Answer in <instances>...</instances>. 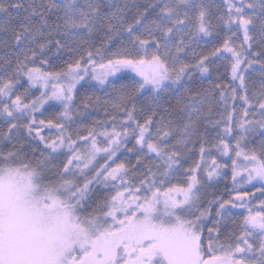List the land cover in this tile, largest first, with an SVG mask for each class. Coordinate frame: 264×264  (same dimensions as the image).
I'll list each match as a JSON object with an SVG mask.
<instances>
[{"label":"snow or ice","instance_id":"1","mask_svg":"<svg viewBox=\"0 0 264 264\" xmlns=\"http://www.w3.org/2000/svg\"><path fill=\"white\" fill-rule=\"evenodd\" d=\"M0 14V264H264V199L254 211L235 191L264 195V0H0ZM89 66L115 98L88 93ZM101 105L110 130L73 134ZM122 148L134 164L115 162ZM216 154L235 195L205 204L228 167Z\"/></svg>","mask_w":264,"mask_h":264},{"label":"trees","instance_id":"2","mask_svg":"<svg viewBox=\"0 0 264 264\" xmlns=\"http://www.w3.org/2000/svg\"><path fill=\"white\" fill-rule=\"evenodd\" d=\"M113 49L114 48L112 47L111 50H113ZM45 70H50V69L45 68ZM196 75H199V74L197 73ZM211 79H215V76L213 75V77H211ZM201 80H202V86L203 87L209 86V79L208 78H201ZM25 81H26V78H25ZM124 82H129V81L126 80ZM120 83H121V81H119V83L116 84L117 87H119ZM22 90L23 89H20V91H22ZM33 92L36 95H39V93L36 92L35 89H33ZM104 92H105V90H99V89H94V88L88 89V93L90 95L92 93H95V95L100 96L102 99L112 98V97H108ZM82 93H83V89H81V94ZM145 94H146V92L143 94V96L140 97V102L142 101ZM77 103L79 104V101H77ZM138 107H139V103H138ZM58 111H59V108H58ZM85 111H86V115L77 118L79 121L82 122V126L77 125V124H73V127H72L73 134H75L77 127L80 128V131L83 134H87V128L96 127L95 122H100V121H105V120L109 121V130H110L111 117L106 116L105 112L107 111L109 113H113L114 110L111 108V105H108V106L101 105L97 109L89 108ZM116 114L119 115V113H116ZM37 116H39V115H37ZM141 122H143V117H141ZM96 131L97 132L104 131V127H102V126L96 127ZM97 139L103 145L104 138L98 136ZM126 143H127L128 147H131L132 144L134 143V139L132 137H128ZM0 149L7 150L5 148V145H3V144H0ZM36 155L38 156L39 153H37ZM197 158H198V153H196V155H195V159H197ZM216 158H217L218 163H220V164H227V165L229 164L228 160H225L224 157H221L218 154H216ZM114 160H115V162L117 161L118 163L121 161H125V160H130L133 164L135 163V159L132 156V154L126 153L123 148L121 149V151L119 153H117V157H115ZM223 170H222V174L220 177L216 178L215 180L211 181L210 183L206 182V185L204 187V195H203V201L205 204L207 203L208 200L213 199L217 196H222L223 198L228 199V198H230V196L235 195V192L232 189L234 187L233 181H232V169H229V171L228 170L223 171ZM97 187H99V186H97ZM254 187H256V186H254ZM259 187H261V186H259ZM251 188H253V187H251ZM246 190H249V188H247L245 190L239 189V191H246ZM255 191L257 192L256 197H258V194L260 192L258 190H255ZM104 194H105L104 190L101 189L99 195H104ZM214 207L215 206H213V208ZM213 211H214V209H213ZM245 211L246 210L241 211V213H243ZM233 213L237 214L238 212H233ZM209 225H210V223H209Z\"/></svg>","mask_w":264,"mask_h":264},{"label":"rangeland","instance_id":"3","mask_svg":"<svg viewBox=\"0 0 264 264\" xmlns=\"http://www.w3.org/2000/svg\"><path fill=\"white\" fill-rule=\"evenodd\" d=\"M135 2H137V3H143L144 0H135ZM205 2H211V1L205 0ZM112 3L113 4H120V5H124L125 3H127V4L131 5L133 3V0H112ZM213 3L220 4L218 2H213ZM12 14L15 15V10H12ZM7 19H8V17L4 16L3 14H0V27L5 26ZM13 24H15V21H13ZM10 38H11V33L10 32H8V33L0 32V41H4V40H9L10 41ZM203 40L210 41L211 38L210 37H204ZM203 47H204V45H203V43H201L200 47H198L196 50L197 51H201V50H203ZM113 50H115V49H113ZM6 53L8 55H11L10 52H7V49L4 47V45L2 43H0V56H4ZM102 71H103V69H100L99 67L96 68V73H100ZM91 73H92V68H91V66H89V75L85 76V80L88 81V85H86V87H88V89L94 88V89H99V90H105L104 93L108 97H110L108 94L111 93L112 94L111 97L112 98H115V96L117 94L116 93H113L111 84H107V85H104V86L99 85L98 81L92 79ZM128 75H129V77H135V74L134 73H128ZM120 76H121V73H117L115 76H109L108 77V80L111 81L114 84H118L119 81H121L120 79H118ZM135 79L138 80L139 77H135ZM81 83H84V82L82 81ZM77 87H79V85H77ZM208 87H210V85ZM146 97H147V93L145 94V96L143 97V99H142L141 102H143L146 99ZM47 108H48V105H45L44 108L41 109V111H43L45 113V116H51V115H53L51 112L45 111V109H47ZM57 111H58V108H57ZM37 115H39V113H37ZM45 134L55 135V131L54 130H52L51 132H47L46 131ZM101 145H102V143H101ZM102 156H103V154H100V156L98 157L99 163H101V164L104 163V160L101 158ZM198 158H199V154H198ZM224 159L229 161L228 167L227 168H224V170H228L229 171V169H231V159H229V157H224ZM128 161L129 160H125V162H128ZM109 163H111V161ZM116 163H118V162L116 161ZM188 163L190 164L191 161H189ZM112 166H114V165H112ZM187 166L188 165L185 164V167H187ZM243 175L246 176V173H243ZM182 179H183V175L178 174L176 177H173V182L175 183V182H178L179 180H182ZM237 181L239 183L240 177H237ZM254 186H256V187H254ZM259 186H261V183L260 182L253 181L251 184L245 183V184H242L240 186L235 187V191H239V189L240 190L241 189L242 190L243 189L245 190V189L249 188V190H246V191L249 192V193H251V194H253L252 195V198L250 199V202H249V207L253 208L254 211L261 210V208H260V200L264 199V195H261V193H259L258 194V197H256L257 192L255 190L259 189L260 188ZM251 187H253V188H251ZM232 189H234V187ZM201 195H202V199H203L204 188L202 189ZM213 209H215V207ZM244 210H246V209H243V208L233 209V212H238L237 214L234 213V214H236V218H238V216L241 213V211H244ZM243 214H247V210L245 212H243Z\"/></svg>","mask_w":264,"mask_h":264},{"label":"flooded vegetation","instance_id":"4","mask_svg":"<svg viewBox=\"0 0 264 264\" xmlns=\"http://www.w3.org/2000/svg\"><path fill=\"white\" fill-rule=\"evenodd\" d=\"M209 1H211V2H218V3H222V0H209Z\"/></svg>","mask_w":264,"mask_h":264}]
</instances>
